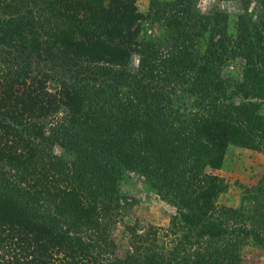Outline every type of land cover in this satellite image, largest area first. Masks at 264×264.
Masks as SVG:
<instances>
[{
    "label": "trees",
    "instance_id": "obj_1",
    "mask_svg": "<svg viewBox=\"0 0 264 264\" xmlns=\"http://www.w3.org/2000/svg\"><path fill=\"white\" fill-rule=\"evenodd\" d=\"M195 1L0 0V264L264 247V175L217 203L227 148L264 152V0ZM129 182L174 207L167 229L123 219Z\"/></svg>",
    "mask_w": 264,
    "mask_h": 264
},
{
    "label": "rangeland",
    "instance_id": "obj_2",
    "mask_svg": "<svg viewBox=\"0 0 264 264\" xmlns=\"http://www.w3.org/2000/svg\"><path fill=\"white\" fill-rule=\"evenodd\" d=\"M150 0H140V8L146 10ZM231 1L234 0H223ZM223 3L222 0H196L195 8L206 12L209 8ZM218 174L223 178L225 188L219 193L218 204L237 206L240 195L245 188L257 183L264 175V152L230 145L224 155ZM132 197V204L125 211L123 219L132 221L138 219L142 225L152 224L167 229L174 214V207L167 201L154 195H146L141 184L127 183L123 188ZM124 240H122L123 242ZM121 242V244H122ZM123 245H125L123 243ZM243 264H264V247L248 242L240 250ZM162 264H187L181 258L163 261Z\"/></svg>",
    "mask_w": 264,
    "mask_h": 264
}]
</instances>
